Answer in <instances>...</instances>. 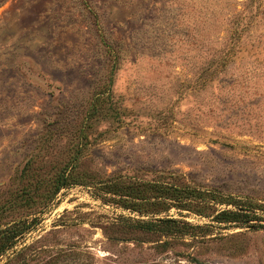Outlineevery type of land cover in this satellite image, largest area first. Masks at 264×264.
Instances as JSON below:
<instances>
[{"label":"rangeland","instance_id":"rangeland-1","mask_svg":"<svg viewBox=\"0 0 264 264\" xmlns=\"http://www.w3.org/2000/svg\"><path fill=\"white\" fill-rule=\"evenodd\" d=\"M245 1L0 0V222L34 219L0 264L37 239L43 261L73 246L90 264H264V52L214 73ZM247 33L264 41V14ZM66 166L75 183L46 203ZM170 185L257 218L154 212ZM119 186L150 200L125 208ZM120 215L205 227L125 242Z\"/></svg>","mask_w":264,"mask_h":264},{"label":"trees","instance_id":"trees-1","mask_svg":"<svg viewBox=\"0 0 264 264\" xmlns=\"http://www.w3.org/2000/svg\"><path fill=\"white\" fill-rule=\"evenodd\" d=\"M264 0H246L243 4L244 8L239 12L237 18L235 19L232 29L227 37V39L220 45L217 50V66H215L214 73H218L219 67L227 66L228 64L235 62L238 56L246 52L247 54L257 55L264 52V41L261 39L251 40L248 37L247 30L250 26V23L254 21L256 17H259L261 14H264ZM115 52L118 50L115 48ZM118 55L115 54V58ZM225 81V80H224ZM232 80V84L234 83ZM101 91L97 92V99H101ZM104 96V95H103ZM107 108V111L103 112ZM104 116H110L111 107H105L102 110ZM115 116H118V111L115 108ZM90 118V117H89ZM86 122V121H85ZM83 131V130H82ZM81 131V133H82ZM80 135V139H82ZM70 166V165H69ZM69 166H66L64 169L59 171L53 180L49 181L50 188L48 189L47 194L45 195L46 203L55 197L58 191L67 185L75 183L71 177V169L68 171ZM123 186L115 191L120 197V200H123V206L125 208H131L133 210H140L136 205L135 198H141V202H149L150 199L134 196L130 191H125ZM190 191L186 192L184 188H180L177 185H170L163 189V192L159 195L163 196L167 200L157 201L162 204L161 207L154 209L158 211L168 210L174 204L179 207L184 208H195L196 211L203 215H212L215 214V219L219 222H241L246 223L257 218L256 211L251 209H244L242 207L236 208H224L219 209L214 202H225V198L217 199L213 198L212 200L208 199H197L190 196ZM128 197H133L134 201H131ZM226 200L228 203H232ZM156 201H154L155 203ZM212 202V203H211ZM201 204V207H193ZM256 208V206H254ZM149 212V210H143ZM33 220L29 221L27 217L20 219H12L4 223L0 222V255L7 251L10 248L16 246L20 238L23 237V233L28 231ZM115 225V230L120 232H130L129 235L121 234L117 238L121 241L128 242L130 239L135 238L133 234L137 232L145 234H156L158 236V246H165L170 242V239H178V236H183L189 234L190 236L196 235L198 229H203L202 225H194L187 222H181L173 218H160L157 220H136L132 217L120 215L115 219L113 223ZM40 239L35 240L32 243L23 245L20 249L16 250L14 254L9 257L5 264H90L87 259L89 254L83 252L82 250H77L75 247L70 246L68 248L58 247L57 251L46 261L42 260L43 252H51L55 247L46 248L42 245H38ZM41 258V259H40Z\"/></svg>","mask_w":264,"mask_h":264}]
</instances>
